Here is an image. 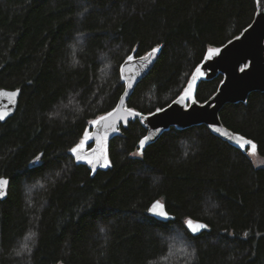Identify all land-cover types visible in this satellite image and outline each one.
<instances>
[{"label":"trees","instance_id":"16d2710c","mask_svg":"<svg viewBox=\"0 0 264 264\" xmlns=\"http://www.w3.org/2000/svg\"><path fill=\"white\" fill-rule=\"evenodd\" d=\"M257 11L256 0H0V89L21 92L15 116L0 124V178L10 180L0 264H264V168L249 148L201 125L172 128L142 151L147 131L131 120L97 172L70 151L117 107L129 56L160 50L127 105L153 114ZM223 80L199 82L197 101ZM220 118L264 159V93L226 105ZM156 201L172 221L150 214ZM188 219L209 231L192 236ZM177 235L182 250L169 259Z\"/></svg>","mask_w":264,"mask_h":264},{"label":"water","instance_id":"95a60500","mask_svg":"<svg viewBox=\"0 0 264 264\" xmlns=\"http://www.w3.org/2000/svg\"><path fill=\"white\" fill-rule=\"evenodd\" d=\"M256 1L258 11L251 26L222 48L211 50L197 68L192 85L186 90L188 92L191 89V95L182 99L185 97V92L163 110L150 115H143L132 110L130 114L127 106L137 85L150 74L157 63L160 50L152 56L147 54L140 58L127 59L121 67L122 80L126 85L125 92L115 110L110 112L112 116L107 114L105 115L108 117L106 121H101L99 118L96 120L99 123L92 124L91 131L87 134L88 138H85L83 149L79 153L84 159H78L77 155L72 153L76 164L88 167L93 173L106 167L104 157H107L108 165V148L111 141L118 135L120 128L127 126L131 120H139L147 131L148 139L141 146L142 151L157 142L165 132L172 128L186 130L201 125L206 126L214 136L237 149L246 151L250 148L248 145L240 147L243 141L237 142V138L241 136L224 126L220 112L226 105L247 103L252 93H264V0ZM144 57L147 59H142ZM220 75L224 77V80L217 93L206 103H199L195 97L199 82L213 80ZM20 96V90L0 89V114L3 115L0 124L6 123L15 116ZM188 100L191 101L189 107H187ZM90 143H94V146L88 150L86 144ZM88 160L98 162L89 164ZM0 180L7 181V184L0 188V201H5L10 192V180L4 177ZM156 202H159L162 208H157L155 212L150 211V214L160 222L172 221L174 216L167 211L165 204L161 201ZM158 212H166L167 217L157 215ZM188 220H192L194 224L206 225V227L192 232L187 225ZM188 220L185 222V227L192 236H199L209 231V226L203 221Z\"/></svg>","mask_w":264,"mask_h":264},{"label":"snow or ice","instance_id":"6c2138e0","mask_svg":"<svg viewBox=\"0 0 264 264\" xmlns=\"http://www.w3.org/2000/svg\"><path fill=\"white\" fill-rule=\"evenodd\" d=\"M258 2H260V0H258ZM158 50H159L158 48H154V49L152 50V52L148 53V56H152V55H153L155 52H157ZM128 59L131 60L132 57L129 56ZM142 59H147V58L144 57V58H142ZM189 95H191V89H189V91L185 93V97H182V99L186 98V97L189 96ZM128 112L131 114V113H132V110L129 109ZM112 115H113L112 113H109V114H108V116H112ZM0 119H3V115H2V114H0ZM107 119H108V117H106V116L100 117V120H101V121H106ZM93 123L96 124V123H99V121H93ZM85 138H86V139L88 138V137H87V134H85ZM147 139H148V137H145L144 139H142V140L140 141L141 146H143V144L145 143V141H146ZM239 141H243V143L240 144V147H241V148L245 147V145H248V146H250V149H251V151H250L249 154H254V153H255V150H256V147H257V146H256V144H255L253 141H251V140H246V139H245L244 137H242V136L237 138V142H239ZM82 149H83V141H81V143L78 144V145H76L75 147L71 148L70 151H71L72 153L76 154L78 159H84V157H82V156L79 155V153H80V151H82ZM37 159H39V157H37ZM87 162H88L89 164H93V163L98 162V161L88 160ZM104 166H107V157H106V156L104 157ZM5 184H7V181H6V180H0V188H2ZM157 208H162V205H160L159 202H156V204L153 206L152 209H150V211L155 212V210H156ZM156 214H157V215H160V216L167 217V213H166V212H158V213H156ZM187 225H188L189 229H190L192 232H196V231H198L199 229L206 227V225L194 224V222H193L192 220H188V221H187Z\"/></svg>","mask_w":264,"mask_h":264},{"label":"rangeland","instance_id":"374dc122","mask_svg":"<svg viewBox=\"0 0 264 264\" xmlns=\"http://www.w3.org/2000/svg\"><path fill=\"white\" fill-rule=\"evenodd\" d=\"M193 81V80H192ZM192 81H190V83L188 84V86L185 88V90L183 91V93L179 96L181 97L185 92L186 90L192 85ZM178 97V98H179ZM177 98V99H178ZM176 99V100H177ZM191 101L188 100V103H187V107H189ZM94 146V143H90V144H86V147L88 150L92 149V147ZM251 151V149L249 148L248 149V155L250 156L251 160L254 162V164L257 166V167H262L264 168V159L261 158L257 152L255 151L254 154H249ZM171 242L174 243V245L172 246L170 252H169V259H174V258H177V256H179L178 254L180 253V249H181V245H183V242H181V236L177 235L176 237H173V238H170L169 239ZM172 244V243H171ZM182 250V249H181Z\"/></svg>","mask_w":264,"mask_h":264}]
</instances>
